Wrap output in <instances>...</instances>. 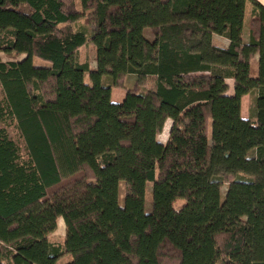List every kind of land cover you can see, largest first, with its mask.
<instances>
[{"label": "trees", "instance_id": "1", "mask_svg": "<svg viewBox=\"0 0 264 264\" xmlns=\"http://www.w3.org/2000/svg\"><path fill=\"white\" fill-rule=\"evenodd\" d=\"M88 43L95 69L80 61ZM0 53V124L14 125L26 150L22 159L0 126V264L66 254L67 264H264L260 3L0 0ZM112 89L125 90L122 102ZM244 96L252 118L242 117ZM60 218L56 245L48 236Z\"/></svg>", "mask_w": 264, "mask_h": 264}, {"label": "rangeland", "instance_id": "2", "mask_svg": "<svg viewBox=\"0 0 264 264\" xmlns=\"http://www.w3.org/2000/svg\"><path fill=\"white\" fill-rule=\"evenodd\" d=\"M89 13L90 12H87L85 15L88 16ZM84 23H85V21H84V19H82V20L72 24V26L75 30H80L82 27H84ZM85 27L87 28L86 30H87L88 34L94 30L93 24L86 25ZM145 36L147 38H149V40L153 38V35L151 34V32L149 30L145 31ZM24 57H25L24 55H20L18 57V59H23ZM0 58L3 61L9 60V57H7L3 53H0ZM80 61L82 63L87 62L89 64L90 68L96 67V50L91 44L88 43L85 47H83L81 49ZM33 63L36 66H45V67L49 66L48 63H46L42 60H39L37 58L33 59ZM256 66H257L256 62H253L252 63V75L253 76H255L257 74ZM134 80H135V78L133 76H128L125 80V86L131 87L134 83ZM86 82H88V77H86ZM227 83L230 84V88H231V82L229 81ZM144 88L145 89H152L153 88V82L147 81L145 83ZM123 93H125V90L118 89V91L114 94V97L118 99L119 97H121V95ZM1 97H2V95H1V89H0V98ZM242 117L244 119L252 118V99L250 97L246 98L242 102ZM171 124H172V121L167 120L162 133L158 136V141H160L161 143H164L167 140ZM0 126L7 129V132L9 134L10 138L13 141H15V143L20 147V153H21L22 159H26L25 144H24V141L21 138L18 130L16 129V127L12 124L9 126L8 125L4 126V125L0 124ZM226 189H227V185H225L222 188V198L225 195ZM123 203H124V184H123V182H120V185H119V204H120V206H122ZM145 209L148 213L151 212V210H152V184L151 183H147V185H146ZM65 231H66V229H65L63 219L60 218L58 220L56 230L53 233H51L48 238L52 243H54L56 245H62L64 242V238H65ZM72 259H73L72 255L66 254L63 257H61L57 261L56 264H67V263L71 262Z\"/></svg>", "mask_w": 264, "mask_h": 264}, {"label": "crops", "instance_id": "3", "mask_svg": "<svg viewBox=\"0 0 264 264\" xmlns=\"http://www.w3.org/2000/svg\"><path fill=\"white\" fill-rule=\"evenodd\" d=\"M258 3H260L263 7H264V0H256ZM251 11H252V6L251 5H248L247 8H246V17H245V21L248 20L249 16L251 15ZM248 37V38H247ZM242 39H243V42L244 43H247L248 40H249V30L248 28L246 27V25H244L243 27V31H242ZM213 42L214 44H216L217 46L221 47V48H226L228 47L229 45V41L223 37H220V36H217V35H214L213 36ZM82 49V48H81ZM81 51V50H80ZM254 62H256L257 64V58L254 60ZM96 68V67H95ZM95 68H91V69H95ZM257 68V66H256ZM231 82V88L229 89L230 90V93L232 91V85H233V81L228 79L227 82ZM229 87H230V84L228 83ZM118 91V89H112V102L114 103H120L123 101V99L125 98V95H126V92L123 93L121 95V97H119L118 99L114 97V94ZM246 98H249V96H244L242 98V102L243 100H245ZM171 127V126H170ZM49 237V236H48Z\"/></svg>", "mask_w": 264, "mask_h": 264}]
</instances>
